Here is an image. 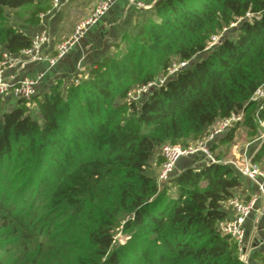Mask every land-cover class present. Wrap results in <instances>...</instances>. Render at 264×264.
<instances>
[{"label":"trees","instance_id":"obj_1","mask_svg":"<svg viewBox=\"0 0 264 264\" xmlns=\"http://www.w3.org/2000/svg\"><path fill=\"white\" fill-rule=\"evenodd\" d=\"M50 6L51 0H0V57L30 46L23 27L37 25ZM237 18L234 38L208 46ZM201 51L140 104L127 99L128 91ZM84 74L77 83L57 79L0 110V261L127 264L113 247L114 228L124 219L123 230L145 243L139 252L145 264L153 257L158 264H245L217 228L229 197H250L232 166L183 168L169 178L174 196L163 204L164 186L151 170L160 165L161 145L187 146L231 112L244 108V118L212 144L217 159L226 158L239 125L257 133L248 100L264 82V0H158L135 23L125 50L103 54ZM32 104L39 118L30 115ZM259 115L264 119V109ZM250 161L264 170V140ZM56 218L76 238L47 262L42 254ZM9 251L15 255L7 258ZM21 251L36 253L27 258ZM256 255L264 262V253Z\"/></svg>","mask_w":264,"mask_h":264},{"label":"built area","instance_id":"obj_2","mask_svg":"<svg viewBox=\"0 0 264 264\" xmlns=\"http://www.w3.org/2000/svg\"><path fill=\"white\" fill-rule=\"evenodd\" d=\"M129 4L136 7H146L145 1L151 2L153 5L158 0H126ZM59 0H51L50 8L39 14V22L41 23L44 16L56 9L59 5ZM110 0H98L93 6L90 13L83 19L79 20L71 34L60 41L54 46V51L49 53L44 50V46L47 44L49 36L46 27L43 25L40 29L31 35L30 46L21 49L16 54L2 53L0 57V97L10 95L13 100L17 98L30 99L35 93H37L36 84L37 80L23 76L14 80L6 79L4 71L6 68H21L26 62H41L46 61L49 65H53L59 58H61L67 50L74 44L84 31L93 24L98 18H100L104 12L108 9ZM150 5V6H152ZM249 16L248 14H246ZM238 19L242 18H237ZM235 23L232 22L230 25ZM224 30L226 27L223 28ZM217 35H211L208 46L214 45L219 41ZM186 61H181L173 64L165 76L158 77L146 84L140 85L127 92V99L136 101L140 96H145L152 90V88L164 83L166 78L172 76L177 70L186 66ZM76 73V74H75ZM70 82H79L80 79L85 77L84 71L79 65ZM173 73L169 76V74ZM144 97V98H145ZM248 102H251L255 106L253 113V121L257 125L256 138L259 143L264 140V119L260 117L259 113L264 109V82L259 84L251 96ZM244 118V108L238 112H231L228 116H225L212 125L209 126L206 133L200 138L191 142L187 146H180L178 144L164 143L161 145L159 154L162 157L160 165L157 170L156 183L157 186H162L171 177L173 166L176 160L183 155H198L200 156L203 164L206 163H227L232 166L235 172L243 176L256 184L257 189L263 194L264 183V170L260 169L256 164L250 161V158L239 161L238 159H217L212 151V144L221 136H223L234 124L239 123ZM257 195L250 196L247 200L241 195H234L229 197L225 201V207L232 211V215H228L225 219L217 222V228L220 233L228 235L236 245L239 258L247 264L245 249V230L244 221L248 218L250 213L255 208ZM264 198V194H263Z\"/></svg>","mask_w":264,"mask_h":264},{"label":"crops","instance_id":"obj_3","mask_svg":"<svg viewBox=\"0 0 264 264\" xmlns=\"http://www.w3.org/2000/svg\"><path fill=\"white\" fill-rule=\"evenodd\" d=\"M96 1L98 0H91L88 6L81 5L82 10H80L81 8L78 9L75 12L77 15H73V17L71 16L73 11L66 12L64 8L70 7L69 3L71 2V0H59V6L56 9L52 10L50 13L46 14L41 23L39 22L35 26H24V31L32 35L44 25L48 32L49 39L47 44L43 48L45 51L52 53L54 51L55 44L58 41L67 38L71 34L75 24L90 13V11L92 10V8L90 9L91 5L94 2L96 4ZM115 2L118 3L116 4ZM80 4L81 0L77 2L73 1V5L75 6H80ZM113 4L114 8L118 9L119 11V14L117 16V18H119V21L117 22L119 23L115 21L113 23L114 25L111 28L107 29H104V27L101 28L100 26H96V28L100 29L99 37L96 38L93 42H91L90 40L87 43H82L81 40L83 41V37H86V35L91 32V28L93 27V25L97 24L98 20L101 17L98 18L93 24H91L79 37L80 39L72 44L67 52L53 65H49L46 61L26 62L21 68H6L4 71L5 78L14 80L16 78L26 76L31 79H35L37 80V91L43 92L47 90L48 86L50 85V83H52L53 80L63 79L65 77H68V79L71 78L72 75L76 72L79 65H81L82 69L86 72L89 67L92 66V64L103 54L110 53L114 48L117 49L116 43L121 34L127 30H134L135 25L133 24L146 19L150 13V5H152L148 4L146 5V7L141 8L129 4L126 0H110L109 6ZM96 30L97 29H95V31ZM42 62H45L47 66L44 68L40 66ZM14 103L15 101L11 98L10 95L0 97V108L3 110H9L10 108H12ZM259 144L260 143L258 142L249 154H234V156L239 155V161L250 158ZM202 163L203 162L199 156L198 158H196L194 165H200ZM183 168H185V166L178 170H182ZM248 181L249 183L256 186L253 181L249 179ZM244 189L248 195L252 196L254 194L252 193L251 189H248L246 187H244ZM263 194L261 193L260 198L257 197L254 208L255 212L252 214L251 218H249V221H244L246 241L245 255L247 264H264V262L260 261L258 256L256 255L264 253V227L258 226L259 217L264 213ZM227 213L228 215L233 214L230 209H227Z\"/></svg>","mask_w":264,"mask_h":264},{"label":"rangeland","instance_id":"obj_4","mask_svg":"<svg viewBox=\"0 0 264 264\" xmlns=\"http://www.w3.org/2000/svg\"><path fill=\"white\" fill-rule=\"evenodd\" d=\"M73 1L77 2L79 0H71V2L69 3L70 7H68V8L64 7L66 12L73 11L71 16L77 15L75 12L82 7L81 5L88 6L91 0H81L80 6L79 5L78 6L73 5ZM115 3L117 4L118 2H115ZM145 4L148 5V4H151V2L145 1ZM94 5H95V2L91 5L90 9L93 8ZM80 10H82V8ZM104 14L105 15H102L101 18L98 20L97 24L93 25V27L91 28V32H89L86 35V37H83L84 39L82 38L83 39V41L81 40L82 43H87L90 40H91V42H93L96 38L99 37L100 29L96 28V26L97 27L100 26L101 28L104 27V29H107V28H111L114 25L113 23L115 21L116 22L119 21L118 20L119 18H117L119 11H118V9L114 8V4L110 5L108 7V10H106L104 12ZM16 18H17V21H22V17H16ZM240 20L241 19H238L237 21H235V23L233 25H229L228 27H226L225 30L222 29L217 34V36L219 38H222V37L234 38L237 34V28H238V25L240 23ZM141 21H143V20H141ZM117 23H119V22H117ZM133 25H135V24H133ZM95 29H97V30L95 31ZM23 30H24V27H23ZM134 30H131V31L127 30L121 34V36L118 38L117 43H116L117 44L116 45L117 51L123 52L125 50V48L128 45V39L131 36V34L134 32ZM86 38H88V39H86ZM204 55H205V51H201V52L197 53L190 60L186 61L187 62L186 65H191L197 58L203 57ZM40 66H42L44 68L47 66V64L45 62H42ZM68 69H69V67H68ZM83 71L85 72V70H83ZM172 74L173 73L169 74V76ZM60 80L62 81V85H65L69 82L70 78L68 79V77H65V78L60 79ZM53 81H55V80H53ZM144 97L145 96H140L136 100V104H140L141 101L144 99ZM0 110H3V109L0 108ZM29 113L31 116L39 118L38 109L36 108V106L34 104L29 105ZM247 130L248 129L246 127H243L242 125H239L237 127L234 140L232 141L230 147L224 151L226 158L237 160L239 158V155L234 156V154H249L254 149V147L256 146V144L259 141L257 139L255 140L256 134L253 136H250L248 134ZM198 157H199L198 155H183V156L179 157L173 166L171 176L172 175L174 176L176 173H178L180 171L178 169H181L184 166L185 167L193 166L196 158H198ZM157 170H158L157 164L153 165L151 172L153 174H156ZM241 181H242V184L244 187L252 190V193H254L253 195H257L259 198L261 197V192L256 188V186L249 183L247 178L241 176ZM163 186H164V189H163L164 194L159 199V201H161V204H163L168 199H171V197L174 196V188L171 185L169 180L167 182H165L163 184ZM263 190H264V186H263ZM24 194H28V191L25 192ZM224 208H226V207L224 206ZM254 212L255 211L253 210L250 213V215L248 216L246 221L247 220L249 221V218H251V216ZM55 217H56V213H55ZM123 222H124V219H121L119 221V223L114 228L113 247L115 249L120 250L124 254V257L126 258L125 260L128 259L127 264H145L144 261L139 257L140 248L141 247L144 248L145 245H143V244H145V243H141L139 241L136 242L132 238L131 232L123 230V228H122ZM54 223L56 224L55 228H52V230L50 231V234H49L51 243L45 249L44 253L42 254V257L47 262L52 261L53 259H56L57 257H59V259H60L59 254L62 253L61 250L63 249V247H65V248L73 247L74 246L73 243H70V242L73 241V239L75 240V238H76L74 236V233H71V230L73 231V229L69 223L63 221L61 218H56V220H54ZM258 226L264 227V213L259 217ZM14 252L15 251L6 252L7 258L12 256V255H15ZM35 253L36 252L27 253V252L21 251L22 256L27 257V258H31V256H33ZM152 260H153L152 264H158L155 257H153ZM0 264H5V263L3 261H0Z\"/></svg>","mask_w":264,"mask_h":264}]
</instances>
